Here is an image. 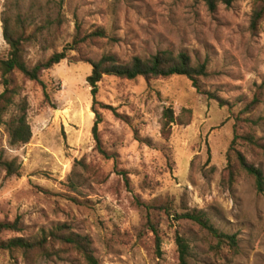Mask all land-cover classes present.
<instances>
[{"label":"rangeland","instance_id":"374dc122","mask_svg":"<svg viewBox=\"0 0 264 264\" xmlns=\"http://www.w3.org/2000/svg\"><path fill=\"white\" fill-rule=\"evenodd\" d=\"M262 1L220 4L212 13L205 0H0V59L10 52L5 19L14 30L22 22L29 67L78 34L102 29L111 38L81 44L45 71L48 98L39 83L12 74L16 95L0 126V224L19 222L23 231L4 232L0 242L64 226L61 234L90 240L100 264H181L177 236L189 245V264H264V195L232 151L237 137L233 148L264 173V19L251 27ZM164 51L208 64L201 90L187 77L105 76L103 106L95 107L104 155L93 136L91 62L112 55L128 64ZM2 83L0 72L4 90ZM168 110L176 123L164 129ZM23 113L33 137L13 145L10 125ZM187 213L235 235L237 249L179 219ZM0 264L87 263L53 240L31 252L0 251Z\"/></svg>","mask_w":264,"mask_h":264},{"label":"trees","instance_id":"16d2710c","mask_svg":"<svg viewBox=\"0 0 264 264\" xmlns=\"http://www.w3.org/2000/svg\"><path fill=\"white\" fill-rule=\"evenodd\" d=\"M237 1L239 0H205V3L208 10L215 13L220 4L231 7ZM263 19L264 1L261 2L260 7L254 12L251 25L253 31L259 29V25ZM4 23L5 40L10 46V52L6 59H0V72L2 74V85L4 87V90L0 88V126L5 124L4 117L13 105V98L16 95L15 89L12 88L11 76L13 73L19 72L28 80L39 83L43 88L45 96L48 98L47 85L42 81V75L45 71L52 69L62 61L66 60L68 58V52L76 50L81 44L90 40H111L109 34L102 29L95 30L84 37H81V34H78L73 45L68 46V48H65L62 52L54 53L46 61L41 62L34 67H29L25 61L24 50L22 48L24 32L19 31L23 29L22 22H18V30H14L10 27L9 20L5 19ZM91 65L93 70L92 74L88 77L87 82L92 88L93 110L96 116L93 126V136L98 144V149L104 155L107 154L102 149L99 132V127L103 123V115L95 107L100 104L97 100L99 84L103 81L105 76L127 79L130 81L137 80L138 78L149 80L157 78L168 79L175 76L187 77L193 82L194 87L198 90H201V79L208 76L207 63L193 66L191 58L187 54L180 53L174 55L171 51L161 52L148 60L136 57L128 64L120 62L115 56L105 55L98 62H91ZM106 109L113 110V108L109 106H106ZM164 119V129L176 123V118L171 110L165 112ZM9 131L10 140L13 145H26L30 143L33 137V132L26 113H23L21 117L17 118L10 125ZM236 141L237 137L233 142L232 151H235L239 167L255 179L258 193L264 195V173L261 169L251 165L242 153L233 148ZM1 165L8 171L9 175L13 174L12 164L3 163ZM179 219L189 220L200 226L217 241L219 247L229 246L232 249H237L238 247L237 237L235 235H228L215 228L204 214L187 213L179 216ZM152 227L153 232L157 233L155 226ZM65 229L66 227L64 226L59 227L58 229L51 231L49 234H46V232L43 231V236L35 239L15 237L7 241H1L0 251L11 253L16 251L31 252L44 249L51 243V241L55 240L73 246L83 256L87 264H100L94 256L93 251L90 249V240L76 234H61ZM22 231L19 222L0 224V236L4 232L20 233ZM176 240L179 246L181 264H189L188 257L190 248L188 243L181 236H177ZM158 245H161V240L159 238Z\"/></svg>","mask_w":264,"mask_h":264}]
</instances>
